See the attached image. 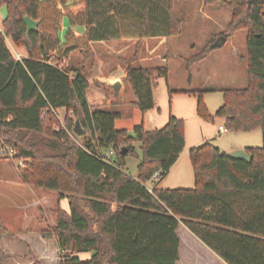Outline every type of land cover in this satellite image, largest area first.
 <instances>
[{
    "label": "trees",
    "instance_id": "1",
    "mask_svg": "<svg viewBox=\"0 0 264 264\" xmlns=\"http://www.w3.org/2000/svg\"><path fill=\"white\" fill-rule=\"evenodd\" d=\"M174 3L0 0L6 9L0 28V147L14 151L0 160L23 161L28 170H20L19 177L25 185L67 200L68 212L56 209V226L41 233L62 253L58 264H177L180 224L225 264H264V0H204L205 6H225L231 18L225 31L186 60L188 69L232 35L245 32L247 85L223 90L214 115L198 92L196 114L207 123L223 119L227 132L261 130L263 141L244 149L250 163L229 157L212 143L192 148V189L156 185L150 192L146 186L155 173L161 180L184 152L183 120L170 115L164 127L153 131L139 124L133 135L115 130L120 115L86 99L84 67L64 65L73 52L100 42H136L129 63L136 60L143 40L181 34ZM25 17L38 23L36 31H27ZM63 19L69 28L60 38ZM7 39L14 51L24 50L21 61ZM219 39L224 42L216 45ZM160 80L168 84L165 67L125 69L123 82L142 115L155 108ZM61 109L66 130L55 115ZM73 119L84 131L77 136L81 144L68 134ZM109 150L113 155L106 159ZM129 156L138 160L135 178L125 169ZM83 253L90 258L81 260Z\"/></svg>",
    "mask_w": 264,
    "mask_h": 264
},
{
    "label": "rangeland",
    "instance_id": "2",
    "mask_svg": "<svg viewBox=\"0 0 264 264\" xmlns=\"http://www.w3.org/2000/svg\"><path fill=\"white\" fill-rule=\"evenodd\" d=\"M174 12L181 20L182 32L180 35L167 40L165 45L167 64L162 66L168 70L169 83L167 82L168 84H166L163 80L159 81L158 87L154 92L155 109L153 113L149 114L153 115L152 117L155 122L157 121L156 123L160 120V116L168 120L170 115L174 117L178 115L180 118H176L183 120L192 134L193 131H196V126H193L190 120L188 108H191V114H194L198 92L202 93V100L208 112L214 114L223 103V90L243 89L246 87V33L238 32L232 35L223 47L214 49L205 60L190 66L188 69L186 60L200 53L213 36L219 35L227 29L231 12L221 4L205 6L204 0H175ZM5 17L6 9L0 6V28ZM67 28H69V24L66 19H63L59 32L60 38H62ZM74 30L79 34L83 32L80 27H75ZM220 42V39L216 41V45H219ZM6 44L9 46L11 53L14 54L15 51L9 39L6 40ZM105 46L115 50L117 45L116 43H108ZM97 47L95 46L93 51L98 55L99 48ZM91 52L89 51L93 55ZM128 53L124 52L121 57H126ZM21 54H23V51H21ZM79 54L75 53L70 59L71 62L68 59L64 65L76 66V62L83 58V55L81 56L82 53ZM94 56L90 60L94 67H89V69H92V76L89 75L90 85L86 89V99L91 104L96 103V100L99 103L101 102V104H107L105 110L117 112L120 115L115 120V130H126L130 135H133L134 123L140 119L141 113L136 107L128 105L129 101H133L131 92L126 90L125 93L115 95L112 86L107 87L95 81L100 79L97 75L98 72L106 75L109 74L108 72L118 74L122 72L117 63H114L116 55L104 57L103 59L102 57L97 58ZM107 60L109 61L108 64H106ZM80 65L82 64H78L77 67ZM169 90L173 91L171 95L168 93ZM181 115H184L186 120H184L185 118L182 119ZM57 120L60 128L66 130L65 110L57 111ZM75 121V119L72 120V132L68 134L74 143L81 144L82 141L73 132ZM152 122L154 121L147 119L145 121V127L147 128L145 129L152 127ZM156 123L153 124L155 125L153 127H158ZM219 126H223V122L221 118H215L214 122L210 123L206 127L207 129L205 128L204 132L206 133L204 134L207 138L210 136L208 139H212L211 143L222 152H226L229 147L234 145L245 144L249 147H260L262 145L263 134L261 130L248 133L225 131L219 134L217 133ZM159 127L158 129H161L164 126ZM54 128L57 129V127ZM135 154L138 157L140 156L137 149ZM137 164L138 160L135 157L129 156L126 158L125 169L131 176L135 177ZM27 168L26 164L20 166L18 161L12 159L0 160V228L5 227L13 232L30 229L34 232L37 227L44 229L45 225L46 227L43 231H49L57 224V217L54 211L62 206L65 207L67 200L59 199L58 194L54 191H45L22 184L18 180L19 171L28 170ZM2 179L6 180V183ZM186 183L188 185L190 180ZM149 185V183L146 184V186ZM189 185L188 187L183 186V188L187 189L190 187L192 189L195 187L193 173ZM38 200L41 202L40 206L38 205L39 207L36 205V203L39 204ZM177 235L181 241L180 260L177 264H225L196 239L183 224H180ZM32 244L35 253L41 255V247L35 243ZM61 255L62 253L58 250L57 264ZM79 256L81 260H86L90 258V253H83Z\"/></svg>",
    "mask_w": 264,
    "mask_h": 264
},
{
    "label": "crops",
    "instance_id": "3",
    "mask_svg": "<svg viewBox=\"0 0 264 264\" xmlns=\"http://www.w3.org/2000/svg\"><path fill=\"white\" fill-rule=\"evenodd\" d=\"M74 29L75 28H73V30ZM167 40L168 39L166 38H155V39L143 40L139 45V54H138L137 59L130 63H129L130 59L135 54V46L137 45L136 42H116L117 46L115 50L109 49L107 46H105L108 44L106 42L91 43L87 49L83 51L73 52L70 55L69 62H71L70 59H72L75 53H78V55H80L79 53H82L81 56L83 55V58L79 59L80 61L76 62L77 65L82 64V62H84V58L86 57L85 59L86 62L84 63V65H81V66L84 67L83 71L85 73L86 79L89 84V75L92 76L91 74L92 69H89V67H94L90 61L92 56L95 55L94 57H97V58L102 57L103 59L104 57L116 55V59L114 60V63H117V66L121 68L122 72L120 74L108 72L109 73L108 75L102 72L101 73L98 72L97 75L98 77H100V79L99 80L96 79L95 81H98L101 84L106 85L107 87H111L113 84L119 83L120 88H119V92L117 95H120L122 93H125L126 90L130 91L127 84L123 82V78L125 75V69L127 68L128 65H131L134 67L140 66L143 68H159V67H163L162 66L163 64H167V55H166V49H165ZM95 46L96 47L100 46V47H97L99 48L98 55L94 53L95 51H93ZM21 51H23V54H21ZM89 51H92L91 53L93 55H91ZM15 52L18 53L21 57H25L24 50L15 49ZM124 52H129V53L126 57H121V54L123 55ZM108 63L109 61L107 60L106 64ZM77 65L76 66L70 65V67L78 68ZM101 80H103V82H101ZM104 80H106V82H104ZM163 82L165 81L163 80ZM167 82L169 83V81ZM88 103L89 105H95V106L102 105L101 102L99 103L97 100H96V103H92V104L90 102ZM128 105H130L131 107L133 106L135 107L134 97H133V101H129ZM154 109L150 111L149 113H153ZM188 110H189L188 114H189L190 120L193 126H196V131H193V133L191 134L189 130L187 129L186 125L184 124L185 125L184 152L180 155V157L175 162V164L170 168L168 173L159 181L158 184L160 186L157 185V187L159 188L177 189V188H183V186H187V187L190 186L189 184L191 183V180H192V167H191L190 160H189V151L192 148L198 147L205 143H211L212 139L211 140L208 139L210 136L207 138L206 135L204 134L206 133L204 132L205 128L208 127L210 123L203 122V120H201L197 116L195 107H194V114H191V108L190 109L188 108ZM149 113L145 115L141 114L140 119H138L134 123L133 128H135L136 126L139 125V123H141L143 124V128L145 131H153V130H157L158 128H160L159 126H164V124H166L167 119L160 116L161 117L160 120H158V123H156L157 121L155 122L154 118L152 117L153 115ZM214 114H211V115H214ZM181 116H182L181 117L182 119L185 118L184 120H186V117L184 115H181ZM147 117H150V118H147ZM176 117L180 118L178 115ZM147 119H151V121H154L152 122V125H151L152 127H150L149 129H145L147 128L145 127L146 126L145 121H147ZM221 120L224 125L223 119ZM154 123L158 124L157 125L158 127H153L155 126L153 125ZM202 125H203V128H202ZM217 133H219V131ZM219 134H222V133H219ZM248 147L249 146L245 144L234 145V146L229 147V149L224 153L230 154L238 150H244L245 148H248ZM135 174L137 175V171L135 172ZM4 179H7V178H4ZM18 180L22 184H24L21 181L20 177H18ZM189 180H190V183H188L187 185L186 182H188ZM2 181L6 183V180L2 179ZM148 183L150 185L147 187H150L151 183L150 182ZM37 202H39V204L36 203V205L37 207H39L41 202L40 200H38ZM60 208L68 212L69 210L68 202L65 207L62 206ZM45 227H46L45 225H44V229H42L41 227H37V230L34 229V232L31 231L30 229L13 232V231L8 230L5 227L0 228V245H1L0 246V264H57L58 248L56 246L55 241L53 239H44L41 235L42 231L45 230ZM32 243H35L41 247V250H42L41 255H38L37 253H35Z\"/></svg>",
    "mask_w": 264,
    "mask_h": 264
},
{
    "label": "water",
    "instance_id": "4",
    "mask_svg": "<svg viewBox=\"0 0 264 264\" xmlns=\"http://www.w3.org/2000/svg\"><path fill=\"white\" fill-rule=\"evenodd\" d=\"M23 22H24V25L26 26L27 28V31L30 32V31H36L37 27H38V23L32 21L31 19H29L28 17H25L23 19ZM224 42L223 39H221V42L220 44ZM112 88L115 92V95L118 94L119 92V88H120V84L119 83H115L112 85ZM74 134L78 137L82 136L84 134V131L83 129L81 128L80 126V123L78 120L75 121V125H74V130H73ZM123 151H126V150H122ZM124 153V152H123ZM229 157L231 158H234V159H240V160H243L247 163H250L251 162V159L252 157L247 154L244 150H238L236 152H232L230 154H228Z\"/></svg>",
    "mask_w": 264,
    "mask_h": 264
},
{
    "label": "built area",
    "instance_id": "5",
    "mask_svg": "<svg viewBox=\"0 0 264 264\" xmlns=\"http://www.w3.org/2000/svg\"><path fill=\"white\" fill-rule=\"evenodd\" d=\"M21 59H22V57L19 54H16V60L17 61H21ZM55 115L57 117V113ZM218 131H219V133H223V132H225V129H224L223 126H219ZM13 153H14V151L11 148H2V147H0V155L1 156H8V157L11 158L13 156ZM112 155H113L112 150H109L107 152V154H106V159H110L112 157ZM18 163L20 164V166L24 165L23 161H18ZM160 178H161L160 173H155L153 175V177H152V179L150 181L151 186L148 187V190L150 192H151L152 188L155 187L159 183Z\"/></svg>",
    "mask_w": 264,
    "mask_h": 264
}]
</instances>
